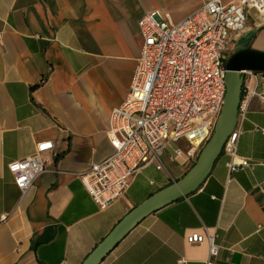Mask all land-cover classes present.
Returning <instances> with one entry per match:
<instances>
[{"label": "crops", "instance_id": "obj_1", "mask_svg": "<svg viewBox=\"0 0 264 264\" xmlns=\"http://www.w3.org/2000/svg\"><path fill=\"white\" fill-rule=\"evenodd\" d=\"M203 1L0 0V264H80L135 206L192 168L207 140L188 162L167 148L162 169L145 164L104 208L80 177L113 151L106 129L136 67L137 20L153 8L179 19ZM259 16L248 9L230 52L264 50ZM234 128L237 154L264 161L258 97ZM47 139L45 170L22 192L7 163ZM228 159L221 149L196 188L145 213L98 264H204L206 241L186 240L202 225L220 244L214 264H264V162L229 172Z\"/></svg>", "mask_w": 264, "mask_h": 264}, {"label": "built area", "instance_id": "obj_2", "mask_svg": "<svg viewBox=\"0 0 264 264\" xmlns=\"http://www.w3.org/2000/svg\"><path fill=\"white\" fill-rule=\"evenodd\" d=\"M249 8L264 14V0H204L179 19L153 8L137 20L142 40L136 67L122 102L110 110L106 129L113 151L80 174L100 208L122 195L145 164L162 169L167 148L188 162L209 138L223 105L230 41L245 25ZM254 97L264 109V73L245 68L237 119L246 116ZM238 134L233 128L222 146L229 172L264 162L237 154ZM181 138L186 150L177 144ZM53 147L52 139L37 141L32 153L7 163L22 192L44 172L43 154ZM215 236L205 225L186 234L187 242L208 244L204 264H214L219 253Z\"/></svg>", "mask_w": 264, "mask_h": 264}, {"label": "water", "instance_id": "obj_3", "mask_svg": "<svg viewBox=\"0 0 264 264\" xmlns=\"http://www.w3.org/2000/svg\"><path fill=\"white\" fill-rule=\"evenodd\" d=\"M225 67L226 88L223 105L214 123L213 133L201 148L195 164L183 177L152 193L135 206L80 264H98L124 233L145 213L167 200L190 192L204 180L220 153L224 140L236 124L243 69L261 70L264 73V50L250 45L238 48L227 56Z\"/></svg>", "mask_w": 264, "mask_h": 264}, {"label": "bare ground", "instance_id": "obj_4", "mask_svg": "<svg viewBox=\"0 0 264 264\" xmlns=\"http://www.w3.org/2000/svg\"><path fill=\"white\" fill-rule=\"evenodd\" d=\"M259 17H263V18H264V14H260ZM263 18H262V19H263ZM243 27H244V26H243ZM243 27H242V28H243ZM242 28H241V29H242ZM241 29H240V30H241ZM240 30H239V31H240Z\"/></svg>", "mask_w": 264, "mask_h": 264}, {"label": "rangeland", "instance_id": "obj_5", "mask_svg": "<svg viewBox=\"0 0 264 264\" xmlns=\"http://www.w3.org/2000/svg\"><path fill=\"white\" fill-rule=\"evenodd\" d=\"M231 52H232V51H231ZM231 52H229V53H231ZM228 55H229V54H228ZM228 55H227V56H228ZM213 130H214V127H213ZM213 130H212V132H211L210 136L212 135V133H213ZM210 136H209V137H210ZM205 143H206V142H205Z\"/></svg>", "mask_w": 264, "mask_h": 264}]
</instances>
